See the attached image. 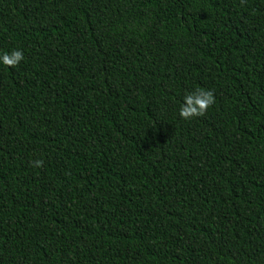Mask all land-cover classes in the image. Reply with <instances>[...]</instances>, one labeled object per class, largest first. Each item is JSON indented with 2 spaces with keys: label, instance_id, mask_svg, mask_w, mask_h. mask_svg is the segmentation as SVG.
<instances>
[{
  "label": "trees",
  "instance_id": "1",
  "mask_svg": "<svg viewBox=\"0 0 264 264\" xmlns=\"http://www.w3.org/2000/svg\"><path fill=\"white\" fill-rule=\"evenodd\" d=\"M14 50L0 264H264V0H0Z\"/></svg>",
  "mask_w": 264,
  "mask_h": 264
},
{
  "label": "clouds",
  "instance_id": "2",
  "mask_svg": "<svg viewBox=\"0 0 264 264\" xmlns=\"http://www.w3.org/2000/svg\"><path fill=\"white\" fill-rule=\"evenodd\" d=\"M23 59L24 54L20 50H14L11 53L5 52L0 56V62L8 68L17 67ZM214 104V93L211 90L198 88L184 97V103L181 105L179 115L185 121L203 117ZM33 166L43 167V161L36 160L33 162Z\"/></svg>",
  "mask_w": 264,
  "mask_h": 264
}]
</instances>
